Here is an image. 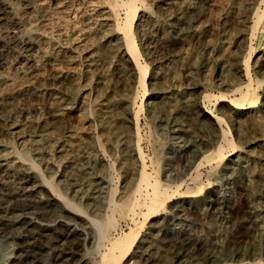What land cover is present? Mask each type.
Masks as SVG:
<instances>
[{"label":"rangeland","instance_id":"374dc122","mask_svg":"<svg viewBox=\"0 0 264 264\" xmlns=\"http://www.w3.org/2000/svg\"><path fill=\"white\" fill-rule=\"evenodd\" d=\"M142 1L141 87L112 0H0V220L13 221L0 225V264H89L93 219L111 216L112 236L130 231L109 204L142 164L125 159L122 136L147 172L157 155L158 177L179 184L166 210L140 219L122 264H264V0ZM246 73L258 100L234 108ZM219 144L216 166L203 156Z\"/></svg>","mask_w":264,"mask_h":264},{"label":"bare ground","instance_id":"6f19581e","mask_svg":"<svg viewBox=\"0 0 264 264\" xmlns=\"http://www.w3.org/2000/svg\"><path fill=\"white\" fill-rule=\"evenodd\" d=\"M139 2L143 3L142 0H123L121 2H118L117 0H112V5H111V9H110V11H111L110 12V14H111L110 17L114 18V21L116 22V27H117L118 30H120V33H121V36L123 38L124 44L127 47L128 51H129V54L134 58L136 67L140 70V72L142 74V78L140 80V86L142 87L145 84V78H144V72L145 71H144L143 63H141V61L139 60L140 49H139V46H138V44L136 42V35H135V32H134V23H135L137 17L139 16V13L141 12L140 11L141 8H139V6H138ZM3 6H4L3 8H4V10H5V12L7 14L12 15L14 13V7H13L12 4L6 3ZM120 10H124L125 11V18L123 20H120L119 16H118ZM262 17L260 19H262ZM260 19H259V21H260ZM259 21H258V23H259ZM255 26H256V24H255ZM21 28H23V27H21ZM59 35L60 34H58V36ZM49 38H52V37H49ZM57 42H59V41H57ZM48 48H49V46H48ZM25 77H26V75H25ZM247 78H248L247 79L248 82L244 83L242 86H239V87L235 88V91H239L240 92V97L237 100H234L233 101L234 103H229L234 108H241L242 105L245 104L244 102H246V103H255L258 100V97L255 94L254 88L252 87V84H251V81H250V78H249L248 74H247ZM242 87H244V88H242ZM8 97H10V96H8ZM141 106L142 105H138V111L141 110ZM100 111H101V109H100ZM138 111H136V112L134 111L135 112V121H136V129H137V131H138V126H137L138 125L137 124ZM203 112L206 115H208L212 119V121H216L220 125V128H222L221 132H222V136H224V137H221V141H222L223 138H225L228 141H231L230 140L231 137L227 136L229 134L227 133L226 130H224L223 126L221 125V123H222L221 117L216 112H214L213 110H204ZM105 124L106 123H102V125H101L102 126L101 129H102L103 133L105 132V129H106L105 128ZM112 124L117 126L116 125L117 122H116V124L115 123H112ZM260 124H261V126H263L262 123H260ZM34 127H35V125H34ZM120 130H121L120 134H123L124 131H125V129L123 127H120ZM51 132H53V131H51ZM49 134H51V133H49ZM220 135H221V133H220ZM110 136L111 135H106V138L108 139V141L111 142ZM117 137H118V134H117ZM117 137H115V138H117ZM29 138H31V137H29ZM34 138H36V137H34ZM73 140H71V141H73ZM42 142H43V140H42ZM117 143L121 146V150L124 152L125 159H129V156L134 155L138 160L140 159L141 162H142V164L140 165L141 169H140V171L138 173L137 181L132 185V187L130 189H128L129 191L124 192L119 197V199L117 198V200L111 199V202L109 203V204H112V207H113L112 211H117L122 217L128 218L131 221V224L133 226H130L131 228H130L129 232L119 233L118 236H112L109 232H110V228L113 229L112 228V227H114L113 226V222L115 220L111 216H107L106 217V221L104 222L103 225H101V223L96 222L93 219L88 224L87 228L90 231V237L93 240L92 243L97 247V253H98V257L99 258H98L97 261L89 263V264H122V261L125 259V257L128 254V252L131 251L133 248H138V247H136V243L138 242L137 239H138V237L140 235V232H141V229H142V226L140 225V219L142 218L145 221V220L149 219L150 217H153V216L161 213L163 210H166L168 200H170L171 196L175 195L174 192L177 190V187L179 186V184L176 185V186H173L172 184H168L167 182L162 181L158 177V169H156V165L158 164V156L157 155H154L153 157L150 158V163H151V166L153 168V171H152V173H149V172L146 171V167L147 166L145 164V162H146L145 161V157H144L143 153L141 152L140 148L135 147V144H133L125 136L124 137L122 136L121 138H118L117 139ZM27 147H28V145H27ZM222 151H223V146L219 144L217 147H215L214 150H212L211 153H208V154L204 155L203 158L207 162L214 161L216 166H218L224 160V154L222 153ZM36 153H37V151H36ZM15 154L16 155L18 154V157L23 162H26L31 168L34 167V163H31L29 161V159H28L27 152H25V151L19 152L18 151V153H15ZM34 162H35V160H34ZM43 180L44 179L41 180L42 184H43ZM36 183H38V182H36ZM53 190L56 193V189H53ZM199 191H202V187H200L199 185H196V186H193V187H187L185 192L189 193V194H194V193H197ZM113 197H114V194H113ZM27 218H28L27 216H24L23 219L27 220ZM6 223L7 224H12L13 221L12 220H6L5 221L3 219L0 220V225H5ZM91 224L95 225L96 229L93 230ZM143 255H144V251L140 254V256H143Z\"/></svg>","mask_w":264,"mask_h":264}]
</instances>
